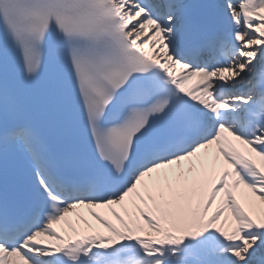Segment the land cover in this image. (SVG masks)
I'll list each match as a JSON object with an SVG mask.
<instances>
[{
	"label": "snow or ice",
	"instance_id": "snow-or-ice-1",
	"mask_svg": "<svg viewBox=\"0 0 264 264\" xmlns=\"http://www.w3.org/2000/svg\"><path fill=\"white\" fill-rule=\"evenodd\" d=\"M0 264H264V0H0Z\"/></svg>",
	"mask_w": 264,
	"mask_h": 264
},
{
	"label": "bare ground",
	"instance_id": "bare-ground-1",
	"mask_svg": "<svg viewBox=\"0 0 264 264\" xmlns=\"http://www.w3.org/2000/svg\"><path fill=\"white\" fill-rule=\"evenodd\" d=\"M71 218H73V217H71ZM86 219H89V220H90L91 218H90V217H88V216L86 215ZM75 221H76V220H75ZM73 222H74V221H73ZM76 223H78V222L76 221ZM79 226H80V227H83V224H81V223H80V225H79Z\"/></svg>",
	"mask_w": 264,
	"mask_h": 264
}]
</instances>
